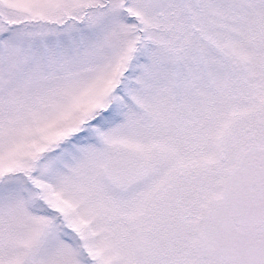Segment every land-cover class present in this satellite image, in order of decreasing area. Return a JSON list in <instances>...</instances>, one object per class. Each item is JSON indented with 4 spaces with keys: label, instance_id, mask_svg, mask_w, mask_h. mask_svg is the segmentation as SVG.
Segmentation results:
<instances>
[{
    "label": "snow or ice",
    "instance_id": "obj_1",
    "mask_svg": "<svg viewBox=\"0 0 264 264\" xmlns=\"http://www.w3.org/2000/svg\"><path fill=\"white\" fill-rule=\"evenodd\" d=\"M0 264H264V0H0Z\"/></svg>",
    "mask_w": 264,
    "mask_h": 264
}]
</instances>
